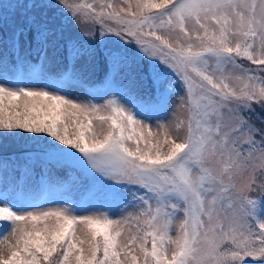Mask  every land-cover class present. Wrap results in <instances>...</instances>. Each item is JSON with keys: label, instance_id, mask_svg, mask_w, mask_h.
Returning <instances> with one entry per match:
<instances>
[{"label": "snow or ice", "instance_id": "6c2138e0", "mask_svg": "<svg viewBox=\"0 0 264 264\" xmlns=\"http://www.w3.org/2000/svg\"><path fill=\"white\" fill-rule=\"evenodd\" d=\"M129 47L148 61L157 102L176 97L155 132L153 101L127 89L103 104L69 98L97 57L105 80L130 69ZM242 60L264 66V0H0V135L18 137L24 157L79 169L108 202L28 210L41 204L17 200L26 185L10 191L5 175L0 264H264V75L253 74L264 67ZM90 208L104 210L76 214Z\"/></svg>", "mask_w": 264, "mask_h": 264}, {"label": "rangeland", "instance_id": "374dc122", "mask_svg": "<svg viewBox=\"0 0 264 264\" xmlns=\"http://www.w3.org/2000/svg\"><path fill=\"white\" fill-rule=\"evenodd\" d=\"M5 2H9V0H5ZM86 2L89 3H93L94 6H96L97 8L99 7V4L101 2V0H86ZM104 3H108L109 0H103ZM111 2H113L114 4H119L121 2V0H111ZM55 14L56 17L59 20H62L64 22V26H65V33L66 35H72L75 33L76 29L75 26L73 24H71L68 21L67 18V14L64 13L61 9L57 8L54 10H51L50 15L51 14ZM16 17L15 15L10 11L9 12V18L7 21V27L10 29L14 22H16ZM113 27H116V25H112ZM129 52L132 54V66L130 69L125 70V74L127 75V77L129 79H132V83L134 87L139 85V87H142V85H145V79L142 78L141 74H137L138 70L142 69L146 63H148L147 60L144 61V59H141V57L139 55L136 54V49L134 47H129ZM36 53L35 51H31L28 55H30L31 53ZM22 55H24L25 53L22 52ZM60 59H63L62 57H59ZM242 64H244L246 67H249L251 69H258L264 66H258V65H254L251 64V62L247 61V60H242L240 61ZM32 63V62H31ZM103 63L102 60L97 57L96 60L94 62L91 63V65L89 66V70L85 73V76L87 78V80H92L93 78H96L99 73L101 71H103V73L105 72V66L103 68V65L101 64ZM99 65V66H98ZM148 66V65H146ZM141 72V70H140ZM253 74L255 75H264V73L261 72H254ZM94 75V76H92ZM103 75V74H102ZM101 75V76H102ZM171 75L173 76L172 73H167V78L168 76ZM92 76V77H91ZM122 79L121 76L117 77V79L114 82L115 86H113L111 89H120V90H124L127 89L130 94L134 97L137 98V100H139V94L136 92V89H131L130 88V84L127 81H118L119 79ZM174 78V76H173ZM148 81H151V77L149 75V77H147ZM169 79V78H168ZM170 80V79H169ZM138 81V82H137ZM73 87L70 89V91L72 92V95L69 96L70 99H77V102H92V103H96V104H103L105 100H107L111 95L112 92L111 91H107L104 93H100V92H93L90 90L89 86H82L81 84H78L76 81H73ZM21 86H24L23 84ZM233 86H236L235 84H233ZM51 90V89H50ZM161 91H163V87H161ZM59 94H64V93H59ZM176 97L173 96L171 97V99L167 102H165V104L161 107H153L152 104L148 105V111L149 114L152 115L154 117L152 124H153V131H157L155 128V120L159 119L163 122H168L170 119H172V111H173V107H174V101H175ZM255 106V105H254ZM258 109V108H257ZM21 110V109H18ZM178 116H180L181 118L184 119L185 121V128L180 132V136L183 137L186 135V122H187V112L186 111H182L180 113L177 114ZM67 122L70 125V131H74V128L71 127L72 124V120L70 118L67 119ZM94 126L96 127L97 131H99V122L98 121H94ZM105 130H106V126H105ZM102 138V137H101ZM162 138V137H161ZM177 142H182L181 140H177ZM31 144V142H29ZM27 150L31 151L30 148L24 147L22 146V141L17 139V138H13V137H8V138H3L2 135H0V155H3L7 152H18L20 150ZM167 150V148H165V151ZM6 157L4 158H0V190H3V178L5 175H7L8 177V181H9V190L11 191L13 188V185L16 182H19L20 185L25 186V178L27 177L25 175V171L26 170H31V167L29 169H23L24 171L22 172V175L17 174V172L14 170L15 165H13L10 161L4 160ZM27 158V157H25ZM40 161V160H44L42 157H37L32 161ZM33 189L35 188L34 186L32 187ZM17 200L19 201H24V202H39L41 204V207L37 208V209H28V210H35V211H46L49 209H55L57 207H62V201L68 199V200H74L77 202L82 203L83 205H88V204H105L108 203L107 201L103 202V201H95L92 199H82L79 195V191L77 190H73V188H69L65 191H61L59 193H50L47 194L45 196L42 195V193H38L37 191H32L31 189H28L26 186V189L21 192L18 191L17 192ZM9 202L8 201H0V207H4V206H8ZM153 206H155L153 204ZM13 210H16L15 208ZM104 209H98V208H90L89 211L86 212H78L76 214L79 215H90L93 214V212L96 211H103ZM129 211H133L134 213L138 212V209H130ZM113 218H118L117 216H114ZM183 219L182 214L178 215L177 219L174 221V228L172 230V236L173 238H175V232H176V228L179 226L180 220ZM77 237L80 239H83V234L80 232V230H77ZM85 247H87L85 245ZM149 247H150V243H149ZM139 255V253H138ZM169 255H171V249L169 250ZM142 260V256L140 257ZM251 259H249L250 261Z\"/></svg>", "mask_w": 264, "mask_h": 264}, {"label": "trees", "instance_id": "16d2710c", "mask_svg": "<svg viewBox=\"0 0 264 264\" xmlns=\"http://www.w3.org/2000/svg\"><path fill=\"white\" fill-rule=\"evenodd\" d=\"M30 58L33 60H37L36 53L32 52L30 55H28V59H30ZM58 59L61 62L53 66V69H52L53 72H56L58 69L64 67V64L62 62L63 59H60V58H58ZM144 61H145V59H144ZM101 64L103 65V68H104V64L103 63H101ZM146 65H148V63H146ZM146 65L142 68V69H144V71L140 72V70H141L140 69L137 72V74H141L142 78L145 79L146 83H145V85H142V87H139V85L134 87L133 84H135V83H132V79H129L127 77V75L125 74V71L123 73H121L122 79H125V82L128 81L131 89L137 90L136 92L139 94L140 98H144L145 100L151 99L153 101L152 104L162 106L165 102H157L156 89L153 86L152 80L149 82L147 79V77H149V74L146 71V69L148 67ZM104 74H105V72L103 73V71H101L99 73V76H97L96 78H93L92 80H90V79L87 80L86 84L94 86L96 83H102L105 80ZM92 76H94V75H92ZM126 78H127V81H126ZM171 80H174V78L171 77ZM257 111H259V109H257ZM253 119H255V118L253 117ZM40 135L43 136L44 134H40ZM17 139H19V138L17 137ZM26 151H28V149L27 150L21 149L18 152H7L3 155H0V158L2 159L4 157H6L4 160L10 161V162L12 161L11 163L13 165H15L14 170L17 172V174H20L22 169H29V167H32V170L34 169L33 171H34V174L36 176H38V174H39L43 179H45L48 182L59 181L60 184H58V186H62V187H64V186L68 187V186L73 184L72 181L68 182L66 180L67 177H69V173H71L73 176L78 177L80 180L83 179L85 182V183L81 182L80 184H82V185H80L78 182V184L76 185V188H78V189L80 188L83 194L90 196V194L88 192V187L90 184V178L87 177L79 169L69 168L68 166L57 168L51 164H48L45 160L40 161V162H32V159L25 158L24 156H22V153H24ZM46 168L50 169V171L47 173V175H45V169ZM38 171H39V173H38ZM34 174L32 173L29 176H33ZM81 197H82V199L88 198L87 196H82V195H81ZM253 263H254V261H251V260L248 261V264H253Z\"/></svg>", "mask_w": 264, "mask_h": 264}, {"label": "bare ground", "instance_id": "6f19581e", "mask_svg": "<svg viewBox=\"0 0 264 264\" xmlns=\"http://www.w3.org/2000/svg\"><path fill=\"white\" fill-rule=\"evenodd\" d=\"M99 76V75H98Z\"/></svg>", "mask_w": 264, "mask_h": 264}]
</instances>
